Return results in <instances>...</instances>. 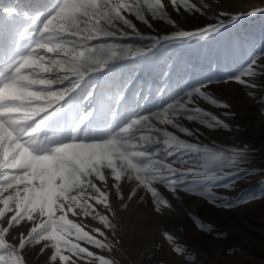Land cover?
Segmentation results:
<instances>
[{
    "label": "snow or ice",
    "instance_id": "snow-or-ice-1",
    "mask_svg": "<svg viewBox=\"0 0 264 264\" xmlns=\"http://www.w3.org/2000/svg\"><path fill=\"white\" fill-rule=\"evenodd\" d=\"M168 2L177 10L201 11L191 0ZM165 9V0H55L47 10L31 12L0 6V264H26L25 247L41 242V251L50 247V259L59 264H114L88 247L111 251L105 232L95 228L93 235L86 225L69 219V214L91 216L103 228L115 229L109 180L120 199L121 182L134 181L151 194L157 213L171 208L158 184L172 193L183 190L209 198L213 188L229 186L220 181L233 174L226 169L245 159L244 150L189 142L169 130L192 137L181 120L227 128L194 106L193 97L221 108L227 104L202 91L201 84L145 113L129 99L135 86L131 78L105 79L122 60H147L158 48L204 38L224 27L221 21L193 31L145 36L132 22L134 17L151 27L150 16L174 24ZM125 29L151 43H121L129 36ZM255 63L253 59L234 79L246 84L241 76L255 75ZM134 195L135 189L128 199ZM25 221L32 222L30 229L20 232L18 244L9 242L10 230ZM163 236L174 245L173 252L184 254L172 235Z\"/></svg>",
    "mask_w": 264,
    "mask_h": 264
},
{
    "label": "rangeland",
    "instance_id": "rangeland-1",
    "mask_svg": "<svg viewBox=\"0 0 264 264\" xmlns=\"http://www.w3.org/2000/svg\"><path fill=\"white\" fill-rule=\"evenodd\" d=\"M191 2L201 11L177 10L165 0V10L174 24L149 16V27L134 17L131 19L145 36L193 31L221 21L224 27L204 38L158 48L154 50L157 54L147 60L143 57L122 60L112 72L105 74V79L131 78L135 86L129 90V99L145 113L203 84L202 91L228 107L214 106L198 96L193 97L194 106L216 116L228 127L209 128L196 121L181 120L184 127L193 131L192 137L169 130L189 142L244 150L245 159L237 168L226 169L233 174L220 184L229 186L213 188L211 198L183 190L172 193L163 185H156L171 204V208L160 213L155 211L151 194L137 188L134 181L121 182L124 198L120 199L116 190L110 188L109 180L106 190L110 191L115 229L103 228L91 216L69 214V219L86 225L85 230L90 233L95 228L104 231L112 250L88 247L114 264H264V12L255 11L264 9V0ZM54 3L55 0H0V6L11 5L24 12L37 7L47 10ZM233 15L238 19L232 21ZM125 31L129 36L121 43L141 47L151 43L136 37L130 29ZM253 59L256 60L255 75H242L246 84L237 82L234 77L241 75ZM133 189L135 195L129 200ZM96 208L99 213L108 214L103 206ZM31 226L32 222L25 221L10 230L9 242L18 244L20 232L26 234ZM164 232L172 235L175 245L184 249L183 255L173 252L174 245L164 238ZM12 236L17 239L12 240ZM43 243L25 247L26 264H59L58 260L50 259V247L41 251ZM77 264L84 261L77 260Z\"/></svg>",
    "mask_w": 264,
    "mask_h": 264
},
{
    "label": "bare ground",
    "instance_id": "bare-ground-1",
    "mask_svg": "<svg viewBox=\"0 0 264 264\" xmlns=\"http://www.w3.org/2000/svg\"><path fill=\"white\" fill-rule=\"evenodd\" d=\"M238 12V11H237ZM259 166V165H258Z\"/></svg>",
    "mask_w": 264,
    "mask_h": 264
}]
</instances>
